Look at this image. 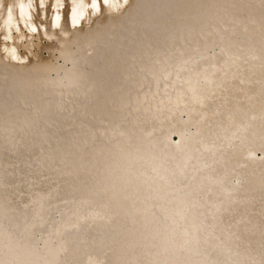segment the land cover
I'll return each instance as SVG.
<instances>
[{
    "label": "bare ground",
    "instance_id": "bare-ground-1",
    "mask_svg": "<svg viewBox=\"0 0 264 264\" xmlns=\"http://www.w3.org/2000/svg\"><path fill=\"white\" fill-rule=\"evenodd\" d=\"M0 264H264V0H0Z\"/></svg>",
    "mask_w": 264,
    "mask_h": 264
}]
</instances>
